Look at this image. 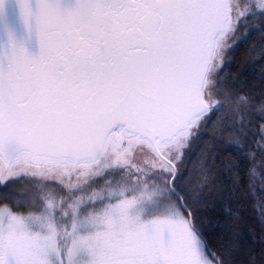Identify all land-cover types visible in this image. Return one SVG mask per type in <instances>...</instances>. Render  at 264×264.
<instances>
[{
    "label": "snow or ice",
    "instance_id": "obj_1",
    "mask_svg": "<svg viewBox=\"0 0 264 264\" xmlns=\"http://www.w3.org/2000/svg\"><path fill=\"white\" fill-rule=\"evenodd\" d=\"M252 20L264 0H0V264H230L202 216L215 153L189 165L227 103L217 150L229 175L260 152L264 191V99H220Z\"/></svg>",
    "mask_w": 264,
    "mask_h": 264
},
{
    "label": "trees",
    "instance_id": "obj_2",
    "mask_svg": "<svg viewBox=\"0 0 264 264\" xmlns=\"http://www.w3.org/2000/svg\"><path fill=\"white\" fill-rule=\"evenodd\" d=\"M255 29H249L243 41L237 44L231 51L223 72L220 76V99L224 100L229 93L237 91L247 94L259 101L264 99V31H258L257 21ZM234 106V105H232ZM229 105L225 104V111L216 113L213 123L207 129V139L196 154L192 164L189 165V179H200V161L202 154L215 153L217 167L212 170L210 179L214 182L210 189L207 203L202 206V216L208 225L219 223L221 229H225L228 241H235L230 256V264H264V191H260L262 181H255V192L249 189V168L253 164H259L260 152H256L255 161H245L241 165L239 173L229 175V160L237 158L231 152H220L219 145L235 139V135L227 130H221L220 122L225 118ZM258 123V122H257ZM228 128V123L223 125ZM253 131H255L253 129ZM248 144L255 150L257 145L249 137ZM211 159V156H209ZM238 181V190L232 193V180ZM23 184L17 186V194H24ZM22 193V194H20ZM232 193V194H229ZM12 205L25 208L23 199L9 201ZM209 239L214 249H218L223 242V233H218L213 227H209Z\"/></svg>",
    "mask_w": 264,
    "mask_h": 264
},
{
    "label": "rangeland",
    "instance_id": "obj_3",
    "mask_svg": "<svg viewBox=\"0 0 264 264\" xmlns=\"http://www.w3.org/2000/svg\"><path fill=\"white\" fill-rule=\"evenodd\" d=\"M255 22H256L255 20L248 21V28H247V30H245L244 27H242V28L240 29V32L238 33V35H237V37H236V40H235V42L233 43V46L228 50V53H227L226 59H225V61H224L223 69H224V67H225V65H226L225 62H227V58H228L230 52H231V51L233 52V50L235 49V47L237 46V44L244 40V38H245V37L247 36V34H248L249 29H252V30H253V29L256 28V27H253V25H256ZM256 26H257V25H256ZM222 72H223V70H222ZM21 183L23 184L22 188L25 190V192H23V193H24V194L28 193L27 198L30 199V198H31V188L34 187V185H29V184H27V183H23V182H21ZM20 194H22V193H20Z\"/></svg>",
    "mask_w": 264,
    "mask_h": 264
}]
</instances>
